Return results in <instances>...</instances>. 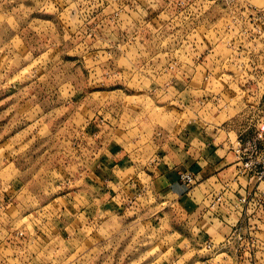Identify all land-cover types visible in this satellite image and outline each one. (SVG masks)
<instances>
[{"label":"rangeland","instance_id":"374dc122","mask_svg":"<svg viewBox=\"0 0 264 264\" xmlns=\"http://www.w3.org/2000/svg\"><path fill=\"white\" fill-rule=\"evenodd\" d=\"M260 129L264 0H0V264H208L190 240L206 219L186 224L143 169L182 138L187 163L201 143ZM95 141L100 155L119 145L122 204L102 195L98 212H79L85 197L60 196L93 168ZM258 171L240 183L238 231L254 243L223 249L240 264H264ZM223 256L211 264H231Z\"/></svg>","mask_w":264,"mask_h":264},{"label":"crops","instance_id":"0c3cea01","mask_svg":"<svg viewBox=\"0 0 264 264\" xmlns=\"http://www.w3.org/2000/svg\"><path fill=\"white\" fill-rule=\"evenodd\" d=\"M185 134L184 132V135ZM182 139L185 141V145H183L184 142L179 141L176 143L177 146H173L178 150L177 153L173 154H177L176 156L156 154L147 161L143 170H145V174L151 178V190L154 193L155 199L158 198L159 200L160 197L165 198L166 200L163 202L171 203L174 213L187 218V221H185L186 224L194 222L190 221L192 217L198 216L202 218L201 220L206 219V224L208 225L206 230L203 229V232H199L197 235L194 234L195 237L190 238L191 241L196 240L200 244L204 240L210 239L215 243H219L221 240H224V237L231 230V226L235 224V221L238 219V212L224 205L217 213H212L208 210L207 204L211 196L222 188L224 182H228L227 190L224 192V197H226L228 205H231V202L238 194L245 192L243 190L245 186L240 184L244 179L240 177L235 178L238 162L230 149L229 143L226 145L215 144L212 146L210 142H206L201 143L202 146L200 148L197 147L198 150H201L203 146H206V149H202L200 154L195 155L194 159L197 160L185 163L183 156L179 152H181L182 148L190 147L187 145L186 138ZM99 143L100 141H95L91 147V166L93 167L91 171L88 172V169L83 170L84 172L82 171L79 174V187L75 190H69L67 188L60 196L64 199L70 197L74 198L76 196L80 198L85 197V199H83L84 201H81L83 202L82 205L78 208L79 212H98V203L102 195H109L111 197L108 198L107 202L115 199L117 206L122 204L118 199L122 192L116 193V195H112L111 192V190L115 192L116 187L118 188L119 184L117 182L121 183L119 180H116L115 171L123 160H116V158H114L121 150L118 151L117 148L119 145L114 143L112 144L113 146H111V150H115V153L111 154L107 150V152L100 155ZM208 150L209 152L213 150V152H211L210 155L205 154L208 153ZM214 150H221L223 155L221 156L218 154L216 156L218 151ZM204 158H206V160H204ZM194 162L196 165L193 166V168L191 167V170H188L189 166L187 165ZM230 169H233V174L224 176L223 173ZM186 170L194 174L196 181L195 186L189 190L185 188L178 179L179 173ZM222 176L226 177V179H222ZM213 178L216 182L214 180L210 182ZM154 183L160 184L159 189L154 186ZM204 184L208 185L209 190L202 191L198 188ZM196 188L198 191L195 190ZM237 188L239 189L237 190ZM234 189H236L235 194L233 193ZM144 193L147 195V192ZM126 195L128 194L122 195V198L126 199V197L129 196ZM86 202L92 205L91 208L90 206L84 205ZM163 202L161 204H163ZM87 209H89V211ZM198 222L200 221H197L195 224Z\"/></svg>","mask_w":264,"mask_h":264},{"label":"built area","instance_id":"2783aa9c","mask_svg":"<svg viewBox=\"0 0 264 264\" xmlns=\"http://www.w3.org/2000/svg\"><path fill=\"white\" fill-rule=\"evenodd\" d=\"M146 2V0H145ZM264 144V130L260 129L257 130L256 135L252 138H248L246 140H241L240 138H236L235 142H229L230 149L234 153L236 157L237 163V169L235 173V178H245L247 180V176L249 173H252L251 177H256V175H259V177L262 175V171H258V168L263 167L259 165L261 163L260 156L262 154V151L260 150V146ZM250 177V178H251ZM179 181L185 186V188L192 189L195 186V176L191 171H182L178 175ZM228 182L222 184V188L217 191L215 194H213L208 201L207 208L212 213H217L220 208L224 205H226L231 210H234L238 212L237 216L238 219L235 221V224L231 226V230L229 233L224 237V240H221L219 243H215L211 241L210 239L204 240L199 245H202V248L209 251L211 254L207 259L204 260V262H208V264H211L212 257L219 256L222 254H225L223 256L225 259L230 260L231 264H240V261L238 260L240 257H237L234 254H230L227 251H224V246L230 243H236L235 244V251H237L241 244H248L249 241L251 244L254 243L253 238L251 240L244 238L241 233L238 231L239 222H241V218L243 215H246L248 213L247 205L249 204V200L247 198V194L245 193L238 194L236 198L231 202V205L227 204L226 197H224V192L227 190ZM249 195V194H248ZM20 235V233H19ZM223 258V259H224Z\"/></svg>","mask_w":264,"mask_h":264}]
</instances>
